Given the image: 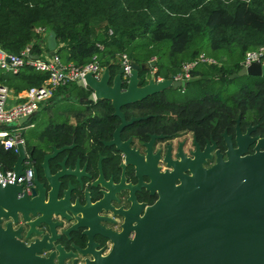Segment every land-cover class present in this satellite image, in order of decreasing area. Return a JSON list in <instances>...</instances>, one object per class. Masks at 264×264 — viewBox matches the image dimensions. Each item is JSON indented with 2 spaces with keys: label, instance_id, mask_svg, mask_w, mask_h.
<instances>
[{
  "label": "trees",
  "instance_id": "obj_1",
  "mask_svg": "<svg viewBox=\"0 0 264 264\" xmlns=\"http://www.w3.org/2000/svg\"><path fill=\"white\" fill-rule=\"evenodd\" d=\"M41 29L55 34V55L63 65L77 68L95 61L113 77L121 53L137 64V83L154 77H172L181 65L198 55L181 85L148 94L121 107L125 118L140 116L123 126L121 139H146L150 132L190 130L202 142L207 136L233 132L257 123L264 130V76L230 77L248 50L264 45V0H0V49L18 54L31 44L32 52L46 51ZM153 58V60H149ZM153 67V68H152ZM46 73L24 66L17 73L0 69V84L13 93L39 86ZM124 86V83L121 84ZM87 86L69 82L39 103L37 111L20 127L23 147L39 179L43 156L53 147L69 146L49 160L67 156L86 162L92 176L96 160L104 173L116 168L113 146L102 145L118 122L109 100L91 98ZM13 127H1L11 130ZM16 153L0 141V167L9 170ZM72 240L83 245L79 235Z\"/></svg>",
  "mask_w": 264,
  "mask_h": 264
},
{
  "label": "water",
  "instance_id": "obj_2",
  "mask_svg": "<svg viewBox=\"0 0 264 264\" xmlns=\"http://www.w3.org/2000/svg\"><path fill=\"white\" fill-rule=\"evenodd\" d=\"M45 45L48 55H54L53 31L46 34ZM102 69L97 80L90 73L84 76L94 97L109 100L113 114L119 118L111 138L102 143L112 144L122 153V168L124 164L134 166L136 183L125 185L122 176L117 184L104 182L99 172L91 185L107 188L103 198L91 206L85 197L84 206L77 200L71 206V184L59 193V178L74 176L81 187L79 179L85 176L84 167L79 170L76 162L72 170L65 168L63 159L58 163L59 170L50 174L47 166L49 158L70 145L53 147L40 164L44 182L34 171L32 185L25 189L17 180L23 174L26 152L17 144L16 160L11 167L13 178L0 184V264H64L67 259H72L71 264H75V253L65 252L56 242L62 237L68 241L69 234L78 230L86 238L85 248L71 247L80 255L90 256L82 264H264V136L250 135L253 125L241 133L235 119V145L230 142V135L221 133L226 146L224 159L216 153L213 164L202 166L203 158L209 155L208 150L213 146L207 144L199 152L196 144L192 158L178 152L180 159L171 160L166 152L163 159L172 168L159 172L155 164L158 152L151 153L150 144L161 135L149 134V140L143 143L146 147L143 161L137 151L128 146V139H119L122 126L138 119L130 116L125 120L120 107L167 86H179V82H170L169 77L154 81L150 74L146 83L140 85L137 83V64L133 61L125 83L121 80L120 67L111 78L107 69ZM244 74L264 76V62L252 61L229 76ZM27 119L22 117L16 123L22 124ZM3 126L14 124L0 123V128ZM250 143L254 145L252 151L247 152ZM141 176L148 178L147 184L141 182ZM140 186L156 192L150 205L135 201L133 191ZM124 187L129 189L130 206L126 210L114 209L108 201ZM107 210L123 216L120 231L105 229L99 224L111 221L99 215ZM69 222L73 223L65 228ZM22 233L25 240L33 239L28 244L23 243L20 240ZM94 236L111 243L106 254L97 249ZM43 251H49L46 257L41 256Z\"/></svg>",
  "mask_w": 264,
  "mask_h": 264
},
{
  "label": "flooded vegetation",
  "instance_id": "obj_3",
  "mask_svg": "<svg viewBox=\"0 0 264 264\" xmlns=\"http://www.w3.org/2000/svg\"><path fill=\"white\" fill-rule=\"evenodd\" d=\"M91 98L96 99L93 95V92L91 93ZM121 112H122V110H121ZM112 113H113V110H112ZM122 114H123V112H122ZM123 116H124V114H123ZM134 117H138V119L142 118L140 116H134ZM124 119L127 120L129 118L124 117ZM135 120H137V119H135ZM118 122H119V118H118ZM118 122H117V124H118ZM233 124H234L233 132H225V131H223V132H225V134L230 135L229 140L232 143V145L234 146L235 143L233 142V136H234V131H235V120H234ZM237 124H238V119H237ZM249 125L254 126L253 129L249 133L250 135L258 136V137L264 136V130H263V133H260V134L258 133V130L260 129V127L258 126L257 123H254V124L248 123L247 125H245L243 130H241L240 126H239L240 132L243 133L245 131L246 127ZM115 126H114V128H115ZM122 128H123V126H122ZM119 133H120V131H119ZM149 134L161 135L160 138H154L150 144L151 145V153H155L156 151L158 152V157L155 161V164L158 167L159 172L169 171L172 168V165L166 164V161L163 159L166 152H168V158H170L171 160H177L178 161L180 159V156L177 155L178 152L181 153L186 158H192L193 152L195 151L196 144L198 145V151L199 152H201L204 149L205 145H207V144L213 146L211 149L208 150L209 155L207 157H204L203 161L201 162L202 166H204V167H208L209 165L213 164V162L215 161L216 153H219L221 155L222 159H224L226 157L225 156L226 146H225L224 140L221 136V133H220V142H218V139L216 140V139L212 138L210 135L207 136V138L204 139L202 142H200L195 138V136L192 134V132L190 130H179V131H176L173 133H168V134L150 132ZM149 134L147 135L146 139H144V140H139V139L133 138L131 136L126 137L124 139H121L119 136V139L121 141L128 139V146L133 147L137 151V153L141 156V159L144 161L145 148L146 147H145V145H143V143H145L149 140ZM110 138H111V136H110ZM102 141H107V140H102ZM102 145H104V144L102 143ZM253 145H254V143L248 144L246 147V151L251 152ZM104 146H113V145L111 144V145H104ZM113 147L115 148V146H113ZM115 150L118 152V155H119V158L115 164L116 168H111L110 171H106L104 169V173H103V170L101 167V161H102V159H104L105 155H103V156L99 155L97 160H96L95 175L94 176H92L91 173L89 172V170L87 169L86 162L80 161L78 157L74 158V160H72L71 163H69L67 161L68 160L67 156L60 157L59 159L56 160V168L54 171H51L49 168V160L51 158H49L47 160V166H48L50 174H54L56 171L59 170L58 163L61 162L63 159H64V167L65 168L70 167V169L72 170L74 168V165L76 162H78L79 170L84 167L85 176H81L79 179L81 181V187L79 186L78 181L76 180V177H74V176L64 175V176L59 178V183H60L59 193H62L63 191L67 190V184L68 183L71 184V190L69 192V195H70L69 196L70 197L69 203L71 206L74 205L76 200L80 206H84L85 197L88 198L91 206L103 198V193L107 192V188L104 189L103 187L100 186V184H98L97 186L91 185L97 179L99 172L101 173V176H102V179L104 180V182L110 181L111 184L112 183L117 184L120 180V177L122 176L124 179L123 184L134 185L136 183L137 177L134 175V171H135L134 166L131 164L130 165L124 164V167L122 168L123 155L116 148H115ZM62 151L58 152V154L61 153ZM49 153H51V151H49L46 154H49ZM54 157H52V158H54ZM98 160H99V170L97 167ZM30 167L33 170V172L35 171L37 173V171L34 169V166L31 165ZM40 173H41V177H43L42 176V169H41ZM37 176H38V173H37ZM38 179H39V176H38ZM39 180L41 182H44L43 178L39 179ZM141 182L143 184H147L148 178H146V176H141ZM114 195H115V198L110 199L108 201V204L113 206L114 209H117V208H121L122 210L128 209V207L130 206V200L128 199L129 189L125 188V187L120 188L114 193ZM133 195H134V199L137 203H144L145 205H150L151 202L157 196L155 191L149 192V190H147L145 188V186H140L139 188L135 189L133 191ZM60 196L61 195H59V197ZM99 215H104L111 220L110 222L109 221L99 222V224L102 225L105 229L108 228L112 231L113 230L114 231H120L121 230V222H122L123 216L120 213H115L111 210H107L106 212H103V211L100 212ZM72 223L73 222L66 223L65 228L69 227ZM80 232H81V230H78L76 232H71L69 234V240L68 241L64 237H62L59 241L56 242V243H59V245H61L63 247L65 252H68L71 250L72 252L75 253V260H76L75 264H82L85 258H90L89 255L83 256V255L76 253L73 250V248L71 247V246H76V247L81 248V249L85 248L86 238L84 236H82ZM74 234L75 235L77 234V235L82 237L83 242H84L82 246L78 245L76 242H74L72 240V238H73L72 235H74ZM32 239H33V237L30 238V240H25L23 237V233H22L21 238H20V240L25 244H28V242L31 241ZM93 240L95 243L98 244L97 249H100L102 254H106L108 252V249L110 248L111 243L107 239L102 238L100 236H94ZM48 253H49V251H43L41 256L46 257ZM71 261H72V259H67L64 264H71Z\"/></svg>",
  "mask_w": 264,
  "mask_h": 264
},
{
  "label": "built area",
  "instance_id": "obj_4",
  "mask_svg": "<svg viewBox=\"0 0 264 264\" xmlns=\"http://www.w3.org/2000/svg\"><path fill=\"white\" fill-rule=\"evenodd\" d=\"M37 32L41 33L42 36L44 35L41 29H37ZM44 37H46V35H44ZM32 55H36V57L33 58ZM149 60L151 61L153 58H150ZM197 61L213 62L209 57L198 55L196 58L183 63L180 66L181 70L172 77H169L170 82L176 80L179 82V85L185 82L189 77L190 69ZM252 61H257L259 63L264 62V45L257 49L246 51L244 58L240 62V66H244ZM24 66L46 73V78L39 86L29 87L17 93H13L6 86L0 84V123L14 124V126H11L13 127L11 130L0 128V141L4 147L11 148L15 153H17V144L23 146V140L20 136L19 129L28 121L30 116L37 111L39 103L46 101L57 87L69 82H74L85 87V74L90 73L91 76L97 80L103 71L102 67L95 61H91L81 68L72 65H63L59 62L58 57L55 54L49 56L46 51H41L40 55L33 53L31 44L24 46L18 54L6 53L0 49L1 70L10 73H17ZM118 67L122 69L121 80L125 83L131 70V60L126 54L121 53L118 55ZM150 74L148 78L150 77ZM148 78L144 83H146ZM152 79L157 81L162 79V77H154L152 74ZM22 117H28V119L22 124H17V120ZM28 159L29 156L25 153L23 174L17 180L18 183L23 184L25 189H28L32 185L33 176V170L30 166L24 168V163H27ZM12 178V168L9 170H3L0 167L1 185L5 182L11 181Z\"/></svg>",
  "mask_w": 264,
  "mask_h": 264
}]
</instances>
